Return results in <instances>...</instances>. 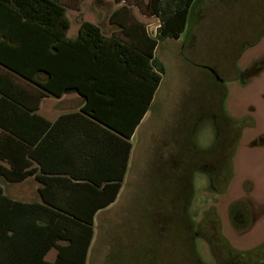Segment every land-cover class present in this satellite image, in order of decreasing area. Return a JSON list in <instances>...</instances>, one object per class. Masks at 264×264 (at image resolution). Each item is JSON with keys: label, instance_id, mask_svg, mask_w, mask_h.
I'll return each instance as SVG.
<instances>
[{"label": "rangeland", "instance_id": "rangeland-1", "mask_svg": "<svg viewBox=\"0 0 264 264\" xmlns=\"http://www.w3.org/2000/svg\"><path fill=\"white\" fill-rule=\"evenodd\" d=\"M58 1L72 29L108 25L123 5L153 36L160 23L150 0ZM155 56L166 71L117 198L95 218L86 264H188L179 257L188 241L203 264H236L207 239L217 229L236 251L264 243V0H195L185 31L161 40ZM218 161L229 176L215 187ZM5 190L34 197L17 184ZM183 208L186 233L176 221Z\"/></svg>", "mask_w": 264, "mask_h": 264}, {"label": "trees", "instance_id": "trees-1", "mask_svg": "<svg viewBox=\"0 0 264 264\" xmlns=\"http://www.w3.org/2000/svg\"><path fill=\"white\" fill-rule=\"evenodd\" d=\"M194 1L150 0L149 13L160 21L153 37L128 6L116 8L108 20L128 38L121 41L104 37L90 21L80 23L76 39L67 38L70 22L58 0H0V175L10 182L34 175L40 183V200L30 202L9 197L0 185V264L86 263L94 215L116 200L130 137L166 71L154 51L161 40L185 31ZM68 88L84 99L78 112L54 122L37 113L42 97ZM66 121L83 133L60 131ZM114 161L118 174L90 172L112 168ZM210 166L215 187L227 182L228 166L221 161ZM191 177L189 172L188 188ZM181 214L176 221L186 233L190 221L184 208ZM212 232L207 242L213 251L236 264H264V243L236 251L217 229ZM185 244L188 250L179 257L203 264L192 258L194 245ZM51 249L56 257L47 261Z\"/></svg>", "mask_w": 264, "mask_h": 264}, {"label": "crops", "instance_id": "crops-1", "mask_svg": "<svg viewBox=\"0 0 264 264\" xmlns=\"http://www.w3.org/2000/svg\"><path fill=\"white\" fill-rule=\"evenodd\" d=\"M99 28H100L101 34L108 39L114 38L115 40L120 39L121 41H127L128 40V38L126 36L121 34V32H120L121 27H119L115 24H108V25H104V26H99ZM145 29H146L147 36L153 37V35L148 31L146 26H145ZM78 31H79V27H77L76 29H72L71 26H69V28L66 32V37L70 38V39H76L78 37ZM180 36H179V38H180ZM179 38H177V40ZM166 39H168V38H166ZM157 49H158V46L156 47L154 54L156 53ZM159 85H160V83H159ZM159 85H158V87H159ZM158 87H157V89H158ZM146 89H147V86L145 85V92H146ZM157 89H156V91H157ZM155 92L153 93V98H154ZM153 98H152V100H153ZM83 103H84V99L76 91V89L68 88V89H65L64 92L60 96L48 94V95L42 97L40 104H39V108L37 110V113L40 114L41 116L45 117L49 121L54 122L56 119H58L62 115L78 112L80 110V107L83 105ZM150 105H151V103H150ZM132 107H134V106H131L130 109H132ZM149 108H150V106H149ZM149 110L150 109H148L145 112L141 121L136 126L135 131L133 132L132 136L130 137V142H131L132 146H131V151H130L129 157H128L127 169L125 172V176H126L128 170L131 168V165H132V161H133V157H134V140L137 136V132H138L139 128L141 127L144 120L148 116ZM72 125H73L72 121H66V122H62V124H60L58 127H59L60 131L66 130V132H68L69 134L74 133V132L77 134L83 133L82 129L75 130L74 128H72ZM101 126H104V125L101 124ZM124 127L127 128L128 126L124 125ZM85 129H86V127H85ZM82 169L84 170V168H82ZM118 171H119V165L117 164V166H115V161L113 163L112 168L94 167L93 169L90 170V172H94L95 174H100V175L101 174L102 175H115L116 173L118 174ZM1 179H2V181H1ZM3 183H5V184H3ZM10 184H12V185L17 184V186L22 188V190L24 192H26V191L32 192L34 194V197L30 199L31 201H39L40 200L39 195H38V188L40 186V183L35 180L34 175H30V176L26 177L24 180H21L18 182H10V181L4 179L0 175V185L2 186L5 194H6L5 185L10 186ZM8 196H11V195H8ZM19 198H22V197H19ZM13 199H15V198H13ZM23 199H26V198H23ZM17 200H19V199H17ZM20 201H22V200H20ZM27 202H30V201H27ZM109 206H107V207H109ZM101 210H103V209H100L94 215L93 222H95V218L101 213ZM89 250H90V247H89ZM89 250L87 253V257L89 254ZM55 257H56V249L49 250L48 253L45 255V259L47 261H53L55 259ZM86 261H87V259H86Z\"/></svg>", "mask_w": 264, "mask_h": 264}]
</instances>
